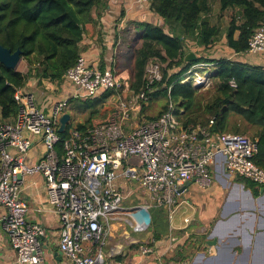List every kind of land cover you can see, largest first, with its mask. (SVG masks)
Returning <instances> with one entry per match:
<instances>
[{
    "label": "built area",
    "instance_id": "obj_1",
    "mask_svg": "<svg viewBox=\"0 0 264 264\" xmlns=\"http://www.w3.org/2000/svg\"><path fill=\"white\" fill-rule=\"evenodd\" d=\"M135 2L148 6L150 0ZM248 53L264 55V26L254 31ZM192 72L193 68L187 75ZM206 79L198 76L194 87ZM161 81L162 66L155 60L149 62L137 102L131 106L124 96L110 122L86 134L73 126L62 155L57 149L58 130L61 117L71 115L67 112L70 101L119 91L123 84L114 70L80 56L62 81L54 83L71 91L54 102L49 112L42 109L33 92L25 87L17 90V115L12 122L0 125V208L6 210L0 222L16 252L17 264H45L41 243L45 230L28 222V209L20 199L28 176L44 178L49 204L60 220L59 249L72 264H114L113 254L105 247L110 237L108 221L118 213L129 217L137 230L148 228L153 206L146 203L123 210L127 197L119 181L138 183L151 203L171 210L186 184H211V169L222 156L230 175L264 188V169L255 162L258 144L249 137L212 132L214 120L209 126L185 128L172 103L159 119L137 121L155 84ZM183 82H188L187 76ZM229 86L238 87L234 79ZM35 138L41 139L45 153L29 166L26 155ZM158 264L166 262L160 258Z\"/></svg>",
    "mask_w": 264,
    "mask_h": 264
},
{
    "label": "trees",
    "instance_id": "obj_2",
    "mask_svg": "<svg viewBox=\"0 0 264 264\" xmlns=\"http://www.w3.org/2000/svg\"><path fill=\"white\" fill-rule=\"evenodd\" d=\"M107 1L0 0V45L12 53L21 50L27 66V72L23 73L19 69H8L0 62V125L12 122L17 115V90L31 80L39 85L44 81L60 82L75 66L81 56L87 26L94 23L95 12L107 7ZM217 1L222 12L240 10V23L237 18L231 20L227 39L234 53H248L254 31L264 26V0ZM212 2L150 0L149 11L162 19L169 30L150 22L131 23L140 45L134 53L130 82L119 91L101 92L87 100H79V107L88 112L86 120L77 125L78 131L86 134L90 129L109 123L113 111L123 101L125 88L129 105H134L144 85L147 65L155 60L162 66V81L155 84L150 100L165 98L166 103L158 115L147 116V120L159 119L172 103L185 128L198 124L209 126L214 120L211 131L218 134L246 136L252 129L254 134L249 138L258 144L255 162L264 169V66L228 58L211 60L216 64L212 77L216 86L205 103L201 101L203 94L192 81L183 82L193 65L206 61L186 62V42L190 39L208 47L217 36L218 29L203 19V15L211 11ZM236 33L239 34L237 39L234 38ZM232 79L238 85L235 90L229 86ZM105 105L113 109L101 114L99 106ZM146 109L144 107L143 112ZM72 118L66 131L59 133L57 149L60 155L73 127Z\"/></svg>",
    "mask_w": 264,
    "mask_h": 264
},
{
    "label": "crops",
    "instance_id": "obj_3",
    "mask_svg": "<svg viewBox=\"0 0 264 264\" xmlns=\"http://www.w3.org/2000/svg\"><path fill=\"white\" fill-rule=\"evenodd\" d=\"M218 6H220L219 3ZM147 7L148 9L140 6L135 0H108L107 7L100 12H95L94 23L87 26L81 44V56L90 61L99 62L103 68L113 69L117 79L122 82L121 73L113 67L114 62H111L110 54L114 50L116 52V48L121 43L120 36L124 24L150 22L165 27L166 31L169 30L165 22L151 13L149 6ZM146 9L148 13L145 12ZM210 12L203 15V19L208 22H210V18L208 19ZM223 35L226 46L223 47V52L219 50L220 54L217 55L216 44L221 38L219 29L214 43L208 47L191 40L198 47V59L206 60L198 63V76L206 77L211 81L216 64L210 61L222 58L264 66V55L236 54L229 47L228 31ZM238 35L236 33L234 38L237 39ZM104 63L110 64L104 65ZM43 83L46 84V88L58 91L57 95L49 96L52 98L50 100L52 104L65 99L71 91L64 86L59 89L48 81ZM39 87L36 80H31L25 86L28 91L37 96L42 109L49 112L50 103L46 105L41 98L44 94H39L35 90ZM198 90H200L199 86ZM126 95L127 93L123 94V97ZM148 107L149 104L146 108ZM107 109L100 108L101 114ZM112 109L113 107L110 106L109 110ZM70 113L72 115V111ZM142 117V120H147L146 111L142 112ZM80 123L83 121L78 122ZM44 153L45 148L41 139L35 138V142L26 155L27 164L34 165ZM211 177L212 182L208 187H201L195 182L186 184L181 190L177 206L173 209L160 207L168 213L170 220L160 232L153 228L146 233L149 226L144 231L137 230L132 220L127 219L123 212L110 218L107 224L110 237L105 250L113 254L114 264H158L160 258L166 264L182 262L187 264H264V188L244 178L230 175L222 156L212 167ZM119 184L120 189L125 192V183L119 181ZM20 199L28 209V222L45 230V235L41 238L45 264H72L59 249L60 220L49 204L44 178L40 175L28 176L20 191ZM5 213L6 210L0 208V220ZM151 221L149 215V225ZM153 221V225H159L158 221ZM143 249H147L148 252L143 253ZM0 264H17L16 252L10 245L1 222Z\"/></svg>",
    "mask_w": 264,
    "mask_h": 264
},
{
    "label": "rangeland",
    "instance_id": "obj_4",
    "mask_svg": "<svg viewBox=\"0 0 264 264\" xmlns=\"http://www.w3.org/2000/svg\"><path fill=\"white\" fill-rule=\"evenodd\" d=\"M218 1L217 0H213V8L212 11L210 12V17H208V19L210 18V24L211 26L214 25L216 27H218L219 29V33H220V40L218 42V44H216V47L218 48L216 50V55L220 54L219 50L221 52H223V47L226 46V39H224V35L225 33H227L229 25L231 23V20L233 18H237L238 19V23H240V10L239 9H234V10H227L225 12H222L220 10V6H218ZM150 6V5H148ZM147 9L148 7L145 6ZM146 9V13H148ZM124 16V15H123ZM152 17H150L151 19ZM126 24V25H125ZM124 27L122 29L121 32V43L119 45V47L116 48V52L114 50V52L112 54H110V57L112 55V59L111 62H114V68L117 69V71L119 73H121L120 75L122 76V84L125 86L128 85V83L130 82V78L132 75V70H133V60H134V53L136 51V49L139 47L140 45V41L139 38L137 37V33L135 31L134 26L131 24V22L125 23ZM186 50L193 52L197 58H198V47L195 45V43L191 40H188L186 42ZM207 50H212V49H207ZM206 50V51H207ZM187 51V52H188ZM221 56V55H220ZM110 63H104V65H107ZM193 72L190 75H186L188 77V81H192L193 85L195 86V81L198 79V64L193 65ZM19 70H21L23 73L27 72V66L26 63L21 62V64L18 67ZM204 72V71H201ZM200 72V73H201ZM204 76V75H203ZM53 86H55L53 83H51ZM39 88H36L35 90L37 92H39V94H44L41 95V98H43V101H45V104L47 105V103H50V107L52 105V102H50V100L52 98H50L49 96H54L58 94V91L56 89H52V88H46V84L43 83V85H39ZM215 83L213 81V78L211 81L208 80V78L205 80L204 84L199 85L200 90L199 92L201 94H203L202 96L204 98H202V102L205 103V101L209 98V96H211L212 92L215 90ZM127 91V88H125L124 92ZM123 92V94H124ZM45 97V98H44ZM166 103V99L165 98H156L153 97L150 100L149 103V107L146 110V115L148 117H153L159 114V112L163 109V105H165ZM79 99H74L71 102V107L72 110L68 109L67 112L72 111V125L76 126L78 125V122L80 121H85L87 118V110H83V108L79 107ZM109 105H105V106H99V109L101 108H108L107 110H105V112H109L111 110H109ZM104 113V112H103ZM143 117L140 116V118L137 121L142 120ZM236 121V120H235ZM242 122V121H240ZM238 122V123H240ZM245 126V125H244ZM252 133H248L246 136L249 137L250 135L253 136L254 132L251 129ZM124 184V182H122ZM126 190L125 192L122 191L124 193V195L127 197V199L123 202V210H127V209H131L134 206H142L144 204H149L152 207V209L149 210V215L151 218V224L149 225V228L147 230L146 233H148L150 230H152L153 228L157 231L160 232L163 229V226L167 225L170 220H169V216L168 213L163 211L162 208L158 207L157 204L155 203H151V201L148 199V196L145 194L144 190L142 189V187L136 183V182H126L125 184ZM132 206V207H129ZM128 207V208H127ZM127 219H130L129 217H127ZM153 220H156V222H159L158 226L153 225ZM129 226V225H128ZM151 228V229H150Z\"/></svg>",
    "mask_w": 264,
    "mask_h": 264
},
{
    "label": "water",
    "instance_id": "obj_5",
    "mask_svg": "<svg viewBox=\"0 0 264 264\" xmlns=\"http://www.w3.org/2000/svg\"><path fill=\"white\" fill-rule=\"evenodd\" d=\"M184 60L188 63H196L198 61L197 56L191 52H186ZM0 62L4 64L8 69L17 70L22 62V51L17 50L12 53L9 49L0 45ZM71 121V115L66 113L60 119V127L58 132L60 134L66 131L68 124Z\"/></svg>",
    "mask_w": 264,
    "mask_h": 264
}]
</instances>
